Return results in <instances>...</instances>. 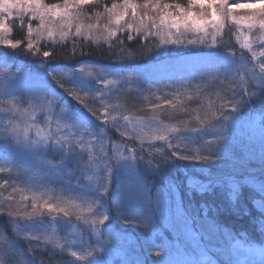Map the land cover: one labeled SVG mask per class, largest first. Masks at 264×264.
Listing matches in <instances>:
<instances>
[{"label":"snow or ice","instance_id":"snow-or-ice-1","mask_svg":"<svg viewBox=\"0 0 264 264\" xmlns=\"http://www.w3.org/2000/svg\"><path fill=\"white\" fill-rule=\"evenodd\" d=\"M17 8V24L25 31V36L23 39L15 38L13 32L16 28L9 22V18H0V46L12 49L23 46L33 56L38 55L45 61L88 54V42L99 44L101 41L107 43L109 49H114L116 59L132 58L138 52L129 48L125 40L137 37L146 43L158 37L161 45L222 46L234 56L238 55L245 60L244 64L237 65L238 79L221 80L223 87L217 88L213 83L217 80L213 74L206 83H188L181 86L182 90L177 88L165 91L163 95L159 94L162 90L158 88L132 104L127 102L125 95L130 84L122 87L118 96L105 100L100 98L101 94L90 95L66 87L63 81L69 73L53 75L52 79L68 95L87 108L97 120L115 129L121 138L118 140H112L107 135H90L85 138L84 132L87 129H83L80 134L73 133L69 126L53 120L51 113L55 101L43 94L30 100L29 106L25 108L14 102L15 97L10 100L0 99V109H7L13 114L20 113L23 118L22 122L14 123L10 129L17 138L23 136L27 141L29 133L35 131L38 139L32 140L30 147L51 143L60 146L66 153L76 151L77 148L86 152L85 163L90 169L87 178L89 181H103L98 186L101 195L108 194L115 164L121 160H144L145 156L140 153H147L149 164L156 162L154 156L200 163L216 159L215 155L210 154L209 146L220 145L225 140V133L232 120L229 113L239 110L243 97L248 96L254 83H259L261 89H264V0H187V4L181 0H17ZM11 19L17 20V17ZM124 33L127 34L126 38L121 35ZM186 33L193 34V38L186 39ZM42 41L61 45L67 43L69 47L53 52L47 48L42 49ZM151 51L149 47L140 50L139 54L147 55ZM79 71L85 76L96 75L92 67H81ZM127 79L132 81L134 77L129 76ZM102 84L107 89L109 86L115 87L118 81L106 78ZM207 89L215 90L209 93ZM233 89L241 90V99L227 98L225 93ZM256 94V91L252 92V95ZM42 111L48 113L47 127H41L36 122L38 113ZM53 123L55 133L59 135L53 133ZM205 127H210L217 135L202 141L201 146H187L186 137L173 142V138L180 133H196ZM66 128L68 130L63 131ZM166 149L179 151H171V155H168ZM101 168L104 169L102 174ZM11 171L0 167V174ZM135 187L137 191L143 188L142 181L138 180ZM5 192L7 195H4ZM29 192L32 194L28 195ZM5 202L7 207H0V214L6 213L21 220L45 215L74 218L90 225L98 240L101 238V226L108 219L106 214L94 215L91 207L83 206L73 199L44 196L30 188L2 181L0 204ZM152 203L159 204L160 201ZM260 206L264 207V204ZM132 222L142 228H150L147 220ZM180 223L186 238H199V233L192 228L187 218H181ZM26 238L41 239L27 234ZM46 243L62 246L57 237L46 235L37 247ZM104 243L111 244L112 239H105ZM233 247L250 255L264 257V247H246L240 241H236ZM69 251L76 260L84 261L93 255L99 256L105 247L98 243L90 246L86 254H78L71 249ZM151 251L156 257L163 256L165 252L163 248Z\"/></svg>","mask_w":264,"mask_h":264},{"label":"trees","instance_id":"trees-1","mask_svg":"<svg viewBox=\"0 0 264 264\" xmlns=\"http://www.w3.org/2000/svg\"><path fill=\"white\" fill-rule=\"evenodd\" d=\"M13 36L23 39L25 31L20 28L15 29ZM134 41L132 44H137L139 39H135ZM68 47L67 43L61 45L59 43L53 44L51 41L41 42L42 49L47 48L53 52ZM86 51H88V54L76 55L71 59L58 57L55 60L48 59L45 61L38 55L32 56L23 46L18 49L0 46L1 60L6 59L10 63V66H17L26 72V74L33 72L35 69H43L47 72L51 69H75L77 65L88 61L105 64L108 55L114 49L110 50L109 47L107 49L104 42H100L99 44L88 42ZM195 52L206 56L205 62L214 68H218L219 74L217 78L225 80L238 79L237 59L244 61L238 55L234 56L233 53L226 51L224 47L201 49ZM221 53H225V55ZM179 54L168 56L169 60L167 62H174V58L177 59ZM186 54H192V50L186 51ZM148 60L137 61V65L149 62ZM130 65L132 64L129 63L128 66ZM9 72L7 71L6 73ZM208 79L193 80L191 83H206ZM24 80L22 76L19 83L27 86L28 83L26 84ZM83 84L84 87L82 89L85 90L83 91L84 93L90 95L97 94L92 84ZM66 87L69 86L66 85ZM62 90L64 89L62 88ZM252 91H256L258 95L243 97L239 110L229 113L232 116V120L225 133L226 138H231L236 134L237 136L239 135L237 150L241 151L243 156H249L251 159L247 158V161L239 160L240 157L232 152L231 149V153L227 155L218 154L215 150L216 146H209L214 155L216 154V159L209 163L180 160L178 158L164 159L162 156H159L158 159L161 162H154L152 164L139 160L136 162L126 160L127 169L121 172L117 171L118 167L115 164L108 186V194L102 195L96 205L97 212L108 216L105 224L101 226L100 240L92 232L90 225L74 218H53L45 215L31 220H21L10 217L6 213L0 214V237L11 242L13 251L21 252L20 256L12 254L3 259L0 257V261L3 260L4 264H12L11 257H14L17 264H148L152 262L150 259L152 247L157 242L162 241L161 239L169 241V250L173 248V244H170V242L173 240L171 238L175 234L178 233L176 238L181 241L180 233H182L183 225L180 223V220L181 218L189 220L190 216L197 217V219L191 221V226L199 233V238L202 242H205L203 241L202 232L204 233V229H206L209 230V234L205 232L210 236L209 238L213 239L214 244L219 249L222 247L227 249L236 241H240L246 247H264V207L260 206L264 204V168L252 165L251 162L250 164H243V162L248 163L249 161L253 162L256 160L260 162L264 158V129L261 128L264 127V89H261L259 83H254L249 92ZM119 93H116V96ZM100 94H103V92L101 91ZM241 94L240 89H233L230 93H225L229 99H241ZM125 95L127 102L130 104L138 102L141 99V97L132 95L130 91ZM64 96L66 97L67 95L63 94ZM67 97L65 105L68 111L79 110L80 113L87 114L88 119L91 120L89 128L93 135H107L112 140L121 139L113 128L97 120L82 104L79 105L78 102L76 103L73 99ZM100 98L107 100L112 97H107L105 93ZM18 102L26 106L23 94L18 98ZM60 105L61 103L54 107L51 113L54 121L61 119L58 116ZM47 115L48 113L43 111L38 113V120L36 122L39 125L44 126L46 124L47 126ZM9 116L10 112L8 110L0 111V143L3 141V137H5L4 133L8 134L3 141L7 149L0 148V152L3 154L0 158H4V160L9 159L11 166L13 165L16 170L17 168L25 170L32 167V172L29 171L27 175L18 172L21 174L18 175L16 173L18 177L12 176L9 173L0 174V182L7 181L9 184L30 188L33 191L48 192L53 197L68 199L70 196L78 197L74 193L76 194L84 190L95 198L100 197L98 186L101 184V181L84 179L85 174L90 173V169L85 163L87 160L86 152L77 148L76 151L66 153L63 148L51 143L47 145L41 143L30 147L31 141L35 140L36 136L34 130L29 133L28 140L23 141L26 143L18 141L17 147L14 134L7 133L9 125L4 123L5 120L9 121ZM54 125L53 123L52 131L54 134H57L55 133ZM207 128L209 127H205L196 133H180L173 138V142L179 141L180 137H186L187 146H201L202 141L211 139L198 137V133ZM165 151L168 155H171V151H179V149H166ZM145 156H147V153H145ZM229 156L231 157L227 160ZM233 156L237 159L235 162H233ZM28 158H30V161ZM154 160H157V156H154ZM37 162H39V165L36 164ZM39 171L43 173L41 176L37 175ZM103 171L104 169L101 168V174ZM117 174L125 179L126 182H131L135 185L138 180L142 181L143 193H146L149 197H152L154 190H159L160 193L169 199L168 208L171 212L173 211L174 218H180V220L165 219V222H161L160 219L152 215L151 212L154 213V211L151 206L149 212L154 219L148 220L150 222L149 229L141 228L139 225L137 229L136 224L129 219L125 220L129 221L125 223L124 217L123 220L120 218L119 208L114 204L113 188L116 183L115 175ZM31 194V192L28 193V195ZM4 195H7V193L5 192ZM209 203L225 207L234 205L238 209L246 208L247 211L242 215L232 213L220 214L218 221L224 227L214 228L199 220L201 216L211 215L210 211L206 214L204 208L201 207L202 204L206 206ZM134 212L137 213L136 210ZM57 226H60L61 232L65 236V241H76L73 243L75 244L74 248L56 247L51 243L37 247L38 244H42L43 237L46 236L47 232L50 234V232L56 231ZM77 233H79V236H77ZM26 234L27 236H37L41 239L32 240L26 238ZM105 239H112V243H104ZM98 243L103 244L105 247V251L99 256L93 255L84 261H78L70 255L69 249L71 251L77 250L78 254H86L90 250V246L97 245ZM0 244L2 245V243ZM29 249H32V251H29ZM181 249L188 255H196L187 243L181 242ZM3 253L5 254V252ZM218 264L223 263L218 262ZM260 264H264V257H261Z\"/></svg>","mask_w":264,"mask_h":264},{"label":"rangeland","instance_id":"rangeland-1","mask_svg":"<svg viewBox=\"0 0 264 264\" xmlns=\"http://www.w3.org/2000/svg\"><path fill=\"white\" fill-rule=\"evenodd\" d=\"M8 2L13 4L15 7L12 9L11 13H4L3 11H0V18L7 17L9 18L10 23H17V21L19 20V16L17 15V0H8ZM13 16H16L17 20H12L11 17ZM121 35H124L126 38L127 34L124 33ZM189 37H191V34H189ZM135 39L140 40L139 37ZM135 39L125 40L128 44V47H134L136 45L132 44L135 42ZM101 43H103V41H101ZM105 46L108 49L109 46L107 43H105ZM201 49L206 50L210 49V47H207L205 45L187 44L165 45L160 49H156L155 51L148 53L147 55H142L139 57L135 56L123 60L116 59L113 53L114 51H112V53L108 55L105 64L88 61L84 64L77 65L75 69H51L48 72L44 71L43 69H35L33 72L27 74L17 66H10V63L6 59L1 60L0 56V99L15 97L18 100V98L21 97L23 94V98L27 106V102L29 100H35L38 95L43 94L47 98L53 99L55 101L53 108L56 107L59 103H61V107L58 112V116L61 117V119L59 120L60 123L69 126L71 131L76 134H80L83 129H87V132H84V136L85 138H87L88 136L93 135L92 131L89 128L91 120L88 119L89 117L87 116V114H82L79 112V110L68 111V108L65 105L66 97L68 96L67 98H73L56 84L55 80L52 79L53 75L59 76L61 73H69V75L65 77L63 81L65 86L67 85L71 88H75L83 92L85 91L84 89H82V87H84L83 83H90L95 88V92L97 94H100V92L102 91L103 94H101V96L106 93L107 97L110 96L112 98L116 96V93L120 92L122 87L128 86L130 84L131 86L128 88V91H130L132 95L136 97H141L142 99L144 95H148L158 88L162 90L159 94L163 95L165 91H172L177 88H181L182 85H187L193 80H203L204 78L207 79L213 74L218 76V68H214L213 66H210L209 63L205 62L206 56L200 55L198 52H195L196 50ZM189 50H192V54L190 55L186 54V51ZM177 53H180L177 59L174 58V62L168 63L167 60L169 59L167 57L174 56ZM221 54L225 55V53ZM143 59H149V62H144L140 65H137V61H141ZM129 63H131L132 65L128 66ZM244 63V61H239L237 59L238 65H242ZM81 67H92V69L96 72V75L85 76L79 71ZM7 71L10 72L6 73ZM22 76L25 79V83H28L27 86L23 83H19V80ZM129 76L134 77V79L132 81H128L127 78ZM106 78L115 79L118 81V84L115 87L109 86V88L105 89L103 87L102 81ZM63 94H66L67 96L63 97ZM74 101L77 103L76 100ZM79 105L81 104L79 103ZM8 118L9 121L15 122H22L23 120V118L18 113L13 114L12 112H10V116ZM40 126L47 127L46 124L44 126L40 124ZM67 130L68 129L66 128L63 131ZM117 135L119 136L118 133ZM215 135H217V133H215L210 127L198 133L199 138H213ZM4 136L7 137L8 134L4 133ZM5 137H3V141ZM238 137L239 135L237 136L236 134L231 137L232 139L230 137L225 138L227 139L225 140V142H222L219 146H216V152L218 154L220 153L223 155H227L231 153V149L232 152H234L240 157V159L238 158L239 160L247 161V158L250 157L243 156L241 151L239 152V150H237L239 143ZM14 138L17 142V147L18 141H20L21 143H26L23 142L25 141L23 136L17 138L14 135ZM34 139L38 138L35 136ZM3 141L0 143V148L7 149L3 144ZM2 156L3 154L0 152V157ZM230 157L231 156H229L227 160L230 159ZM28 159L30 161V158ZM235 160L237 159L233 156V162H235ZM250 162L252 165L261 166L262 168H264V158L260 162H257L256 160L253 162L249 161L248 163L243 162V164H250ZM36 164L39 165V162H37ZM116 165L118 167V172L127 169L126 160H121ZM0 167L12 169L9 174L15 177H18L17 174L21 175L18 172L26 175L29 171L32 172V167L30 169L26 168L25 170L17 168L16 170L13 165L11 166L9 159L4 160V158H0ZM38 174L41 176L43 173L42 171H39L37 175ZM115 179L116 183L113 188L114 204L119 208L121 220H123L124 217V221L127 219H129L131 222L144 220L148 221L151 218L154 219L153 216L160 219L161 222H165V219H173L175 221L180 220V218H174L173 211L171 212V210H169V199H167L164 194L159 192V195L156 197L160 201L159 204L152 203V201H154V194L157 193V189L153 191L152 197H149L146 195V193H143V188H140L139 191H137L135 184L131 182L126 183L125 179L118 176V174L115 175ZM74 195L78 197L70 196L69 199H73L82 204L94 202L96 205L98 200H100L102 197V195L100 194L99 198H95L92 195L86 193L85 190L82 192L79 191L76 194L74 193ZM6 206L7 202H5L4 204H0V207ZM151 206L152 210L154 211V213L151 212L153 216L149 212V208ZM134 210H136L137 213H135ZM135 224L138 229V224ZM181 231V241L176 238L178 236L177 231H175V233L177 234H175L171 238L173 239L170 242V244H173V248L171 250H169V241H167L166 239H161L162 241L157 242L152 247V249L155 250L158 248H163L165 250L164 255L161 257H156L152 254L150 257L152 262H149L148 264H218V262H222L223 264H260L261 262L262 256L250 255L245 253L243 250H237L233 247L234 244L229 246V248L227 249L224 247L219 249L218 246L214 244L213 239L209 238V230L204 229V233L202 232V235L204 237L203 241L205 242H202L200 238L196 240L186 238L184 236L183 228ZM46 235H52L57 237V239H59V241L61 242V245L64 247H71L72 249L74 248L75 244H73L71 241H65V236L61 232L60 226L56 227V231L50 232V234L49 232H47ZM181 242L189 244L190 247L194 250V253H196V255H188L183 252V250L181 249ZM0 243H2V245L0 244V257H2V259L12 254H17L19 256L21 255V252L12 250L13 245L10 241H6L5 238L0 237ZM75 251L78 252L77 250ZM3 252H5V254ZM11 261L12 264H17L14 257H11ZM0 262L4 264L3 260Z\"/></svg>","mask_w":264,"mask_h":264},{"label":"clouds","instance_id":"clouds-1","mask_svg":"<svg viewBox=\"0 0 264 264\" xmlns=\"http://www.w3.org/2000/svg\"><path fill=\"white\" fill-rule=\"evenodd\" d=\"M181 2L184 3V4H187V0H181ZM14 7L15 6L13 4L9 3L8 0H0V11H3L4 13H11V11H12V9ZM11 24H13L16 29L19 28V25L17 23H11ZM189 34H191V33H186L185 34V38L186 39H192L193 38V34H191V37H189ZM93 43H95V42H93ZM163 46H165V45H161L160 44V41H159V38L158 37H153V38L149 39L147 43L143 39H140L139 42L134 47H129V48H131L134 51H137L138 52L137 57H139V56H142V54H139L140 50H142V49H146V48H149L150 47L152 49L151 52H153L156 49H160ZM21 50L23 51V49H21ZM237 51H239L238 47H237ZM240 58H242L244 60L243 57H240ZM237 71H239V68L238 67H237ZM221 80H225V79L217 78V80L215 82H213V83H215V85L217 86V88L223 87V85L220 84V81ZM214 90L215 89H207L206 91H208L209 93H212ZM252 92H249L248 96H256V95H258V93L256 95H252ZM13 98L14 97L7 98V99H4V100H10V99H13ZM237 100H239V99H237ZM14 102L18 106H20L21 108H25V107H28L29 106L30 100L27 102V106H23L20 103H18L17 98L14 99ZM6 110L7 109H0V111H6ZM18 114L20 115V113H18ZM191 116H192L193 119H195V114L194 113H192ZM4 123L9 125L7 131L10 132V133H12L10 131V129L12 128L13 124L16 123V122L15 121L5 120ZM210 154L214 155V153L212 151L210 152ZM140 155H144L145 156V153H140ZM158 157L159 156H157L156 162H161V161H159ZM148 158L149 157L145 156V159L144 160H139V159L138 160L139 161H145V162H147V159ZM211 161L212 160L208 161L207 163H209ZM87 177H88V174L86 173L85 176H84V179L88 180ZM101 184H103V181H101ZM41 194L44 195V196H52L48 192H41ZM158 195H159V190H157V193L154 194V197H153L154 201L155 200H158L156 198ZM82 205L83 206H86V207H91L93 209V214L94 215H97V216L98 215H101L99 212H97V210H96V204L94 202L83 203ZM201 207L204 208V211H205L206 214L210 211L211 212V215L201 216V217H199V220L202 221V222H204V223H206L208 226L214 227V228H223L224 227L222 224H219V221H218V217L220 216V214H222V213H232V214H240V215H242V214H244V212L247 211L246 208H239L238 209L234 205H229V206L225 207V206H217V205L212 204V203H209L206 206L202 204ZM195 219H197V217H195V216H190L189 217V221L190 222L192 220H195Z\"/></svg>","mask_w":264,"mask_h":264}]
</instances>
